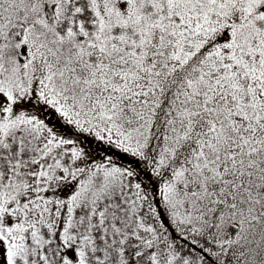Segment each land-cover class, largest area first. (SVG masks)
<instances>
[{
  "label": "snow or ice",
  "instance_id": "1",
  "mask_svg": "<svg viewBox=\"0 0 264 264\" xmlns=\"http://www.w3.org/2000/svg\"><path fill=\"white\" fill-rule=\"evenodd\" d=\"M0 264H264V0H0Z\"/></svg>",
  "mask_w": 264,
  "mask_h": 264
}]
</instances>
